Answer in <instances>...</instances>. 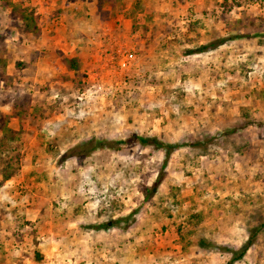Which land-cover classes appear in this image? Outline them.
Returning <instances> with one entry per match:
<instances>
[{
	"label": "rangeland",
	"instance_id": "obj_1",
	"mask_svg": "<svg viewBox=\"0 0 264 264\" xmlns=\"http://www.w3.org/2000/svg\"><path fill=\"white\" fill-rule=\"evenodd\" d=\"M51 1L0 0V264H264V0Z\"/></svg>",
	"mask_w": 264,
	"mask_h": 264
},
{
	"label": "trees",
	"instance_id": "obj_2",
	"mask_svg": "<svg viewBox=\"0 0 264 264\" xmlns=\"http://www.w3.org/2000/svg\"><path fill=\"white\" fill-rule=\"evenodd\" d=\"M131 138L132 139H137L142 145L151 146V147L163 150L164 154H165L164 165H166L169 162V159H170L172 153L176 149H178L179 147L182 146V144H180V143H171V142H167V141L161 140L157 136H146V135L134 134ZM127 140H129V139H127ZM125 142H126V140H124V139L110 140V139L92 138V139H89V140L81 143L77 147H75V150L79 149V151H75L74 154L75 155H88L89 153H91L95 149L105 148V147L118 149ZM163 178H164L163 174L159 175V177L157 178V180L154 183V188H158V186L162 182ZM148 195L149 194H147V196ZM112 224H114V223H112ZM251 243H252V240H249L248 244L246 245V247L243 250L239 251V252H237V251H235L233 249H226L225 248L227 251H231V252H233L235 254L229 260L228 264H231L236 259L242 258L244 256V253L247 250V247Z\"/></svg>",
	"mask_w": 264,
	"mask_h": 264
},
{
	"label": "crops",
	"instance_id": "obj_3",
	"mask_svg": "<svg viewBox=\"0 0 264 264\" xmlns=\"http://www.w3.org/2000/svg\"><path fill=\"white\" fill-rule=\"evenodd\" d=\"M44 3V0H42ZM93 1H97V4L100 5V0H63V5L67 8V10H70L69 13H77L80 12V10H84L87 12V14H99V13H93ZM50 7L54 4H56V0H52L50 3L47 2ZM71 6V7H70ZM47 6L46 8H50ZM121 17H124L121 15ZM129 17V16H128ZM125 18V17H124ZM62 28V27H61Z\"/></svg>",
	"mask_w": 264,
	"mask_h": 264
}]
</instances>
